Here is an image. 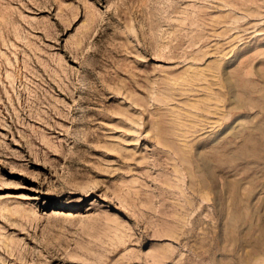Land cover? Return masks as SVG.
Wrapping results in <instances>:
<instances>
[{
  "label": "rangeland",
  "instance_id": "obj_1",
  "mask_svg": "<svg viewBox=\"0 0 264 264\" xmlns=\"http://www.w3.org/2000/svg\"><path fill=\"white\" fill-rule=\"evenodd\" d=\"M0 264H264V0H0Z\"/></svg>",
  "mask_w": 264,
  "mask_h": 264
}]
</instances>
